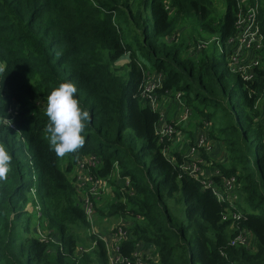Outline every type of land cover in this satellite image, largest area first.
I'll return each instance as SVG.
<instances>
[{
  "label": "trees",
  "instance_id": "obj_1",
  "mask_svg": "<svg viewBox=\"0 0 264 264\" xmlns=\"http://www.w3.org/2000/svg\"><path fill=\"white\" fill-rule=\"evenodd\" d=\"M241 1L144 0L135 9L125 0H104L91 16L86 0H0V111L11 121L0 125V141L13 157L0 181V264H113V245L110 251L96 235L92 249L79 251L71 229L88 225L86 199L76 198L60 157L50 150L45 115L48 94L63 82L76 86L80 105L89 111L85 143L71 158L75 164L84 159L102 181L122 184L131 206L122 211L120 204L111 213L132 220L119 255L135 264V253L147 245L156 250L158 264H264V121L258 107L264 97V43L253 80L233 71L229 56L238 17L250 8L258 7L264 37V0H250L244 11ZM65 2L73 8H58ZM217 2L224 10L213 17ZM104 5L138 38L133 41L139 59L133 58L120 81L106 67L132 48L121 26L101 17ZM171 16L182 25L197 24L214 40L191 38L186 45L184 36L173 34ZM147 69L160 77L153 93L159 100L181 94L192 115L211 124L208 136L212 131L228 157L226 165L213 161L220 175L212 179L220 186L223 178L234 177L244 209L204 189L201 179L183 169L192 161L180 155L172 161L170 142L157 131L162 115L143 97ZM30 203L39 211H28ZM234 214L239 218L233 220ZM34 223L41 237L32 234ZM244 232L253 246L236 244Z\"/></svg>",
  "mask_w": 264,
  "mask_h": 264
},
{
  "label": "rangeland",
  "instance_id": "obj_2",
  "mask_svg": "<svg viewBox=\"0 0 264 264\" xmlns=\"http://www.w3.org/2000/svg\"><path fill=\"white\" fill-rule=\"evenodd\" d=\"M144 0H135L134 5L133 0H125L127 3H132V5L135 7V9H139L142 6ZM241 1V0H240ZM104 0H86V7H87V13L92 16V13L94 10H99L101 8L102 3ZM101 3V4H99ZM250 0H244V2H240L241 9L244 11L242 5L243 4H250ZM58 8L71 10L73 8L71 2H65ZM224 6L220 2L215 3V6L213 8V17L220 16L223 13ZM100 15L102 18L106 19L111 26L119 27L121 26V33L123 36L124 41L131 44V51H128L121 59L118 61L112 63L111 65H108L106 69L119 81L122 79H126L127 73L130 70V66L133 64L134 60L133 58L136 57L139 59V54L137 49L135 48L134 39L137 38L136 34H133L131 32V29L129 28L128 23H125V20L123 22L122 17L118 16L117 14L113 13L110 6H103V10H101ZM97 17V16H96ZM172 17V16H171ZM173 18V17H172ZM174 19V32L173 34L184 36V40L186 45H190L192 40L191 38H195L199 42L214 40V36H211L204 32L201 28L198 27L197 24H194L193 22H187L185 25L179 24L178 21ZM169 37V36H168ZM169 41L172 43L175 39L173 35H171L169 38ZM191 40V41H190ZM133 43V44H132ZM236 46V45H235ZM191 57V54H190ZM83 61L86 62L87 60L82 57ZM146 82H145V104L148 106H152L154 110L162 111L161 105H172L174 102L176 103V109L181 110V114L179 115L178 120L171 121L169 119H166L162 116L163 127L167 125H173L175 129L177 127H181L182 123H189V126H193V130L195 127L199 128L201 126L199 118L195 116V114L191 112V118L187 121L183 120V112L184 109L187 108L185 101L183 98L180 100L176 98H173L172 94L169 97L163 98V100H159L155 93L156 89L154 90V87L159 85L160 77L155 75L150 69H147V72H145ZM154 90V91H153ZM153 91V92H152ZM152 92L153 98L151 101L148 100L147 94ZM159 101H162L160 104V107L158 106ZM168 102V103H166ZM39 104L44 105L43 98L39 99ZM258 107L261 110V119L264 121V97L259 99L258 101ZM162 115V114H161ZM195 121V122H193ZM161 123V122H160ZM160 125V124H159ZM159 127V126H158ZM162 127V128H163ZM211 127V126H210ZM203 126L201 127L202 131ZM158 135L159 131H162L161 129L157 130ZM175 134L172 135L171 139H174ZM160 136V135H159ZM170 139V140H171ZM168 139V141H170ZM172 149L169 148V151L167 150V153L172 155ZM71 153L66 154L63 157H60V168L63 172L67 174V177L76 190V198L83 200L88 199L98 201V203L91 202V211H93L94 215L92 216L91 220L89 219L88 225L85 227L81 224H76L75 226H72L71 229L73 230V233L77 236L78 242V250H90L92 249L94 245L95 236L102 237L107 245L109 250L111 251V247L115 246V240L117 239L118 243L125 240L129 236V230L128 226L131 225L132 220L130 218H127L125 216H121V214L118 216L115 214L114 216L111 215V213L118 210V205L122 204L125 206V209L122 211H130L131 206H129L128 200L125 198L124 192L121 190L122 184L120 186L114 185L116 182L115 180L112 181H102L101 179L97 178L94 175L90 174V170L88 168H85V166H80L81 161H77V164L74 163V158H71ZM196 162V159H193L192 162ZM74 163V164H73ZM91 163V162H90ZM73 165V166H72ZM96 165V161H95ZM92 167H95L93 165H90ZM69 168H71V171H69ZM117 189V191L113 190ZM78 191V192H77ZM243 197V196H242ZM241 195H237L236 191H234L232 194L229 195L228 199H232V201H229L233 205H238V207L244 209L245 203L244 198H242ZM125 203V204H123ZM242 205V207H241ZM83 207H85V204L83 202ZM116 207V208H115ZM127 208V209H126ZM173 208H175L173 206ZM28 211H39V209L35 206V203H30L27 207ZM112 209V211H111ZM110 211V212H107ZM104 213V215H103ZM109 213L110 217L106 214ZM100 215V217H99ZM90 227V228H87ZM122 228V236L119 234V228ZM131 227V226H130ZM42 228L39 224L34 223L32 225V234L36 236L41 237V231ZM121 238V239H120ZM45 240H47L45 238ZM252 241L250 242V244ZM249 244V245H250ZM247 245V246H249ZM253 246V243H252ZM142 248V247H141ZM137 252V256L139 258H143L146 264H152V257L157 256L155 249L145 250ZM154 263V262H153Z\"/></svg>",
  "mask_w": 264,
  "mask_h": 264
},
{
  "label": "built area",
  "instance_id": "obj_3",
  "mask_svg": "<svg viewBox=\"0 0 264 264\" xmlns=\"http://www.w3.org/2000/svg\"><path fill=\"white\" fill-rule=\"evenodd\" d=\"M257 1V0H254ZM257 8H250L246 14H242L238 17L237 21V35L235 38L230 40V43L234 44L235 50L229 55L230 56V65L233 71L240 73L245 80H253L254 77L257 76L256 70L261 68L262 59L260 58L261 52H263V43L264 37L260 33L258 27V14ZM239 61H242L241 64H238ZM158 87H154V90ZM153 90V91H154ZM152 91V92H153ZM152 92L147 94L148 100L151 101L153 98ZM144 99H146L145 92L143 93ZM182 98L181 94L177 95V99L180 100ZM183 120L187 121L191 117V111L189 108H185L183 112ZM211 124L205 123L204 128L202 130L201 137L198 140V143L195 147L191 148L190 156H194L198 154L201 149H208V133ZM162 131H159V135L162 141L170 140L172 135L175 134V127L173 125H167L161 128ZM189 172L194 178L201 179V183L204 189H211L212 193L220 200V201H232V199H228L229 195L232 194L236 189V179L233 178H223L221 180V185L218 186L216 181L211 178H204L203 173L200 169V161L191 162V167L186 170ZM220 173L216 172L215 177L219 176ZM232 206V203L229 202ZM91 203L88 199L85 201L86 214L89 215V219L91 220L93 211H91ZM232 219H238L239 216L234 214L231 216ZM226 219V218H225ZM119 234L122 236V228L119 229ZM121 239V238H120ZM127 239V238H126ZM252 238L251 235L244 232L241 234L237 241V243L248 245L250 244ZM124 241V240H123ZM122 242V241H121ZM120 242V243H121ZM119 243L117 239L115 240V246L111 252V261L113 264H131L130 261L126 260V258L119 255ZM135 264H146L144 259L137 256V253L134 255Z\"/></svg>",
  "mask_w": 264,
  "mask_h": 264
},
{
  "label": "clouds",
  "instance_id": "obj_4",
  "mask_svg": "<svg viewBox=\"0 0 264 264\" xmlns=\"http://www.w3.org/2000/svg\"><path fill=\"white\" fill-rule=\"evenodd\" d=\"M76 92L77 88L73 83L63 82L47 96L45 115L48 118V123L46 131L49 134L50 150L58 157L76 152L85 143L89 111L80 105L75 95ZM0 101L4 103L2 97H0ZM2 124L10 126L11 121L0 111V125ZM12 160L9 147L0 141V181L8 176Z\"/></svg>",
  "mask_w": 264,
  "mask_h": 264
},
{
  "label": "crops",
  "instance_id": "obj_5",
  "mask_svg": "<svg viewBox=\"0 0 264 264\" xmlns=\"http://www.w3.org/2000/svg\"><path fill=\"white\" fill-rule=\"evenodd\" d=\"M161 103L162 101H159L158 103L159 107ZM161 108H162V111H160V113L162 114V116L171 121H174L175 119L178 120L179 115L181 114V110L176 109L175 102L170 106L168 105L164 106L163 104L161 105ZM197 118H199L200 124L201 126H203L204 122L202 121V119L200 117H197ZM162 123L163 121H161L158 127V130L163 127ZM201 126L199 128L195 127V129L193 130L192 129L193 126H189V123L188 125L185 122L182 123L181 127H177L176 135L174 136V139H171L169 141L170 142L169 148L172 149L171 150L172 151V155H171L172 161H175L174 155H177L178 157L180 155L183 158V160L187 159V160L193 161V159H196L197 161H200V169L203 173V177L211 178L214 176L216 172H219L218 170H216L215 166L213 165V161L221 165H226L228 163V157L226 155V150L223 147H221L220 142H218L217 140L211 137L212 131L210 133V136H208V149L202 152L201 157L199 154L190 156L191 148L196 146L199 138L201 137V134H202ZM169 148H168V151H169ZM203 153H205V155H207L212 160V162L205 160L203 158L204 157ZM83 160L84 159L80 160L81 161L80 166L85 165ZM90 162L91 161L87 159V163L89 164ZM190 167H191V164L189 162L183 165L184 170H188ZM141 247H142L141 251L154 249L153 247H150L147 245L146 246L144 245ZM151 257H152L153 262L155 264H158V258L154 257L153 255H151Z\"/></svg>",
  "mask_w": 264,
  "mask_h": 264
}]
</instances>
